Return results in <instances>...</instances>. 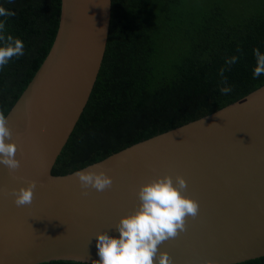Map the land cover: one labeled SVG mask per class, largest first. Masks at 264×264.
I'll return each mask as SVG.
<instances>
[{
	"label": "water",
	"instance_id": "water-1",
	"mask_svg": "<svg viewBox=\"0 0 264 264\" xmlns=\"http://www.w3.org/2000/svg\"><path fill=\"white\" fill-rule=\"evenodd\" d=\"M112 1L62 0L50 52L6 116L21 168L14 178L0 164V264H94L97 235L118 237L115 225L138 207L140 186L169 174L187 180L185 195L199 201L200 210L160 252L174 264L264 258V86L79 170L106 172L114 181L109 190L89 189L84 196L78 171L53 174L100 74ZM33 180L32 204L17 207L7 193Z\"/></svg>",
	"mask_w": 264,
	"mask_h": 264
},
{
	"label": "trees",
	"instance_id": "trees-1",
	"mask_svg": "<svg viewBox=\"0 0 264 264\" xmlns=\"http://www.w3.org/2000/svg\"><path fill=\"white\" fill-rule=\"evenodd\" d=\"M0 6L15 13L0 17L3 35L25 46L0 70V110L7 116L50 52L62 0H0ZM257 48L264 54V0H113L100 74L53 174L79 171L261 88L264 74L253 76ZM232 56L239 59L228 66ZM225 86L232 91L221 93Z\"/></svg>",
	"mask_w": 264,
	"mask_h": 264
},
{
	"label": "clouds",
	"instance_id": "clouds-1",
	"mask_svg": "<svg viewBox=\"0 0 264 264\" xmlns=\"http://www.w3.org/2000/svg\"><path fill=\"white\" fill-rule=\"evenodd\" d=\"M14 12L0 6V17H10ZM5 22L0 21V70H2L14 57L24 54V43L13 36L3 35ZM239 51V49H238ZM256 67L254 78L264 74V54L260 49H254ZM239 57L232 56L226 60L231 66L237 63ZM226 69H220V75L226 84L224 77ZM221 93L228 94L232 89L225 86ZM211 126V125H210ZM13 132L3 110H0V164L6 166L9 174L15 178V174L21 168V161L17 159L18 145L12 140ZM11 141V142H9ZM80 187L84 189L82 195L87 196L89 189L104 192L113 187V178L104 171L85 170L75 173ZM37 182L29 181L27 187L13 189L7 193L14 197L17 207L31 205L35 195ZM188 188L187 180L182 175H177L175 181L172 175H164L140 186L137 196L139 205L136 210L122 217L115 225L119 232L118 237L110 236L107 232L97 235V249L99 260L94 264H174L173 258L168 252H160L159 246L169 240L175 239L182 232L187 231V221L191 217L195 219L199 215V201L185 195ZM0 189V192H3ZM205 264H218L217 261H206Z\"/></svg>",
	"mask_w": 264,
	"mask_h": 264
}]
</instances>
